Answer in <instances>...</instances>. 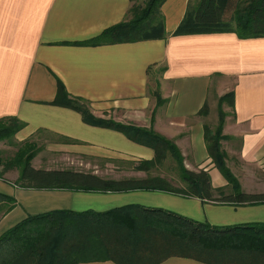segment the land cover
<instances>
[{"label":"crops","instance_id":"1","mask_svg":"<svg viewBox=\"0 0 264 264\" xmlns=\"http://www.w3.org/2000/svg\"><path fill=\"white\" fill-rule=\"evenodd\" d=\"M190 3L164 2V39L88 45L83 43L124 22L133 2L0 0V119L24 123L14 134L16 141L32 139L45 147L49 160L80 166L41 168L31 162L33 168L111 180L158 176L119 167L100 170L99 163L149 161L154 152L112 128L86 123L79 111L53 105L61 83L94 119L151 129L171 141L187 170L207 172L211 187L228 196L230 187L212 164L205 142V127L215 130L222 113L220 145L227 168L242 193L264 194V37L240 38L234 32L172 36L194 12ZM230 94V101L220 103ZM18 176L0 178V237L27 217L54 211L103 213L130 205L218 228L264 224V202L239 205L159 190L27 189L16 184ZM159 264L207 263L172 256Z\"/></svg>","mask_w":264,"mask_h":264},{"label":"trees","instance_id":"2","mask_svg":"<svg viewBox=\"0 0 264 264\" xmlns=\"http://www.w3.org/2000/svg\"><path fill=\"white\" fill-rule=\"evenodd\" d=\"M127 19L97 37L83 43L106 45L166 38L161 7L166 0H130ZM227 9V11H225ZM234 32L240 38L264 37V0H202L196 10L187 14L172 36ZM157 105L163 101L155 92ZM232 99V94L220 103ZM72 99L58 83L53 105L79 111L92 125L106 126L124 134L136 144L150 148L154 158L140 161L135 171L150 172L172 160L181 183L177 190L161 176L145 179L111 180L72 170H41L31 162L39 149L25 141L3 171H19L16 184L27 189L126 192L159 190L198 197L215 202L258 204L264 194L241 192L237 179L226 166V155L220 142L224 115L220 113L215 130L205 127V142L214 167L231 187V195L220 200L213 193L207 172L189 171L178 148L151 129L94 119ZM11 124L0 127V141L14 137L24 127L16 118L0 119ZM1 165V164H0ZM2 178V173H0ZM176 256L207 264H264V224L213 227L162 210L137 205L103 213L54 211L27 217L0 237V264H79L110 260L116 264H159Z\"/></svg>","mask_w":264,"mask_h":264},{"label":"rangeland","instance_id":"3","mask_svg":"<svg viewBox=\"0 0 264 264\" xmlns=\"http://www.w3.org/2000/svg\"><path fill=\"white\" fill-rule=\"evenodd\" d=\"M202 0H191L190 3V7L191 10H196V8L201 4ZM78 105H80V107H82L84 109V111L87 110L86 105L82 102H79ZM87 112V111H86ZM11 124L10 121H5V122H0V127L2 126H7ZM28 143H32L34 144V148L33 149H41L40 153L36 156V158L32 161L33 165L36 167H41V168H60V167H68V168H80L79 164L76 162H65V161H53V160H49L51 157L49 155V153L45 152V147H40L39 145H37V143L34 140H27ZM25 142V141H24ZM24 142H18L14 139V137H10L9 139L0 141V173H2V177L4 178H8V179H14L16 178V175H19V171L16 169H12L10 171H3V165L5 164V166L7 164H9V161L12 160L15 157V153L17 152V150L19 149V147L24 143ZM226 161V160H225ZM31 163V164H32ZM139 162H124L122 164H117V163H111L108 165H105V163H99V169L103 170V169H108L110 171H114V167H119L122 170H125L127 172L132 171L134 172L136 169V165H138ZM226 163V162H225ZM95 164V163H94ZM101 165V166H100ZM119 165V166H118ZM107 167V168H106ZM87 170V169H86ZM91 170V169H89ZM151 175H158V176H163V178L168 181L170 183L171 186H173V188L177 189V190H182V189H186V185L181 183L178 177V171H176V164L174 163V161L172 160H167L165 161V163L163 164V166L159 169H154L151 170L150 172ZM112 177L113 178H117L113 175L112 173ZM239 183V182H238ZM240 185V184H239ZM227 186H229L227 184ZM231 190V187H230ZM226 197V192L225 191H220L217 193H213L212 199L214 200H220L221 198Z\"/></svg>","mask_w":264,"mask_h":264}]
</instances>
